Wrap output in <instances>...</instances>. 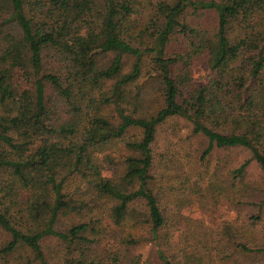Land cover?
<instances>
[{"label":"trees","instance_id":"trees-1","mask_svg":"<svg viewBox=\"0 0 264 264\" xmlns=\"http://www.w3.org/2000/svg\"><path fill=\"white\" fill-rule=\"evenodd\" d=\"M226 207L264 214V0H0V264H264Z\"/></svg>","mask_w":264,"mask_h":264},{"label":"rangeland","instance_id":"rangeland-1","mask_svg":"<svg viewBox=\"0 0 264 264\" xmlns=\"http://www.w3.org/2000/svg\"><path fill=\"white\" fill-rule=\"evenodd\" d=\"M210 73L211 72L208 69V67L206 66V63H205V60L203 57H199L192 62L191 75H192L193 82L195 84H200V83L206 81V79L210 75ZM19 84H21V83L19 82ZM179 133L181 135H184L185 132L183 130H181ZM168 137L171 138L173 142L176 140V137H173L172 134L170 133L169 128H167L166 126H163L161 128V130L159 131V136L157 138V141H156L153 149L155 150L156 153H163L164 157H166L168 159H170V156H171V158L173 157V159L176 158V161L179 162L177 165H180V167L182 166V169H185V170L188 169L191 160L190 161L187 160V157H186L187 154L185 153L184 149L181 146H179V144H177L176 147H174L175 149L172 150V152H168V153L166 152L164 141L169 140ZM188 151L192 152V154H190V156L195 155V151L193 149H191V147L188 149ZM166 153H167V155H166ZM217 154H219L220 156H225L228 158V160H231L234 162H239L240 160L244 159L247 156L246 152L242 149H228L226 151L219 150L218 153H214V155H217ZM175 166L176 165L171 166V170L178 172L180 174L181 169L179 167L176 168ZM165 170H166V172H169L170 167H166ZM248 171H249V175L253 178H255L256 175L258 174V170L254 166L253 163L250 164ZM171 176L173 178L172 184L175 185L174 176L171 174V172H170L169 178L166 180L170 181V183H171ZM165 182L166 181H164L163 183H165ZM165 187L168 190V189H171L173 186H171V184H169V183H166ZM173 194H175V191L173 189L167 191V195L163 200L164 203H166L167 208H172L173 206H175V203H177V206L182 204V206H180L179 210H178L179 215L182 218L187 217L191 220H198L202 223H205L203 225H205L211 229H215V224L208 223L209 219H208L207 215L203 211H201L200 206H199L197 201L191 202L190 204H186L183 201V196H182V198H180L179 201L177 200L174 203V201L171 199ZM213 216H214L215 222H217V221L222 222V220H223V221H225L223 223H229V225L234 226L236 228V230H240L242 227L244 228V226H246L248 228V232L251 233L254 238L259 239V240H264V214H263L260 222L257 223L256 225L246 224L244 222V220L242 221V217H243L242 211L237 213L235 210H230L227 207L216 209ZM242 223H243V225H242ZM177 231L180 233V235L177 238L176 237L174 238V245L176 246V249L179 250V248H181L187 241L186 236H184L182 234V233L186 232L185 225L183 223H179L177 225ZM221 231L222 230L219 231V229L211 230L208 232L207 236L212 237V235H214L216 233H220ZM139 250L141 253L146 252L145 248H141Z\"/></svg>","mask_w":264,"mask_h":264}]
</instances>
